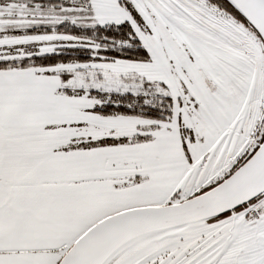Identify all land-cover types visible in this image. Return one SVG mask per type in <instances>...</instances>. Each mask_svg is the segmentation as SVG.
<instances>
[{
  "label": "snow or ice",
  "instance_id": "6c2138e0",
  "mask_svg": "<svg viewBox=\"0 0 264 264\" xmlns=\"http://www.w3.org/2000/svg\"><path fill=\"white\" fill-rule=\"evenodd\" d=\"M0 264H264V0H0Z\"/></svg>",
  "mask_w": 264,
  "mask_h": 264
}]
</instances>
